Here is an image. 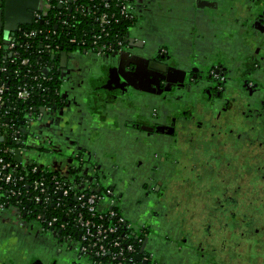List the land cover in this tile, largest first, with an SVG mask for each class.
I'll return each mask as SVG.
<instances>
[{
  "label": "flooded vegetation",
  "instance_id": "flooded-vegetation-1",
  "mask_svg": "<svg viewBox=\"0 0 264 264\" xmlns=\"http://www.w3.org/2000/svg\"><path fill=\"white\" fill-rule=\"evenodd\" d=\"M6 1L0 0L5 19ZM248 7L251 13L245 18L242 11L248 14ZM206 8L215 9L216 15L205 14ZM135 9L134 23L125 36L117 37L118 44L82 51L83 56L95 57L88 59L108 60L111 68L102 66L96 75L94 69L86 70L78 89L70 86L78 108L86 109L82 99L88 100L87 107L93 97L96 102L104 99L102 110L120 122L115 137L119 134L121 140L107 149L117 156L115 163L110 161V185L99 180L111 169L109 158L101 160V150L86 148L85 133L70 137L74 148H58V140L68 138H60L45 124L49 113L67 105V76L59 56L50 75L61 84L62 101L46 103L23 128L25 162L33 164L27 153L39 150L43 155L36 164L49 173L80 189H106L114 209L143 237L147 258L142 264H264V0H135ZM234 95L242 99L245 110L239 128L229 135L244 154L222 163L221 149L212 151L217 156L210 161L189 153L188 158L201 165L183 172L179 135L192 125L210 129L212 120L229 110ZM201 104L210 114L208 120L198 111ZM209 135L202 142L212 145L216 135ZM68 152V174H59V158ZM239 158L245 161L242 166ZM178 176L184 181L174 179ZM213 203L217 206L208 207ZM204 205L202 214L196 211ZM171 206L178 211L172 212ZM5 212L13 213L19 224L36 228L51 245H30L12 234L4 246L0 234V264H91L74 251L71 241L76 238L64 229H44L24 213L8 209L0 211V222L6 221ZM188 217L187 231L182 225ZM2 249H7L5 257Z\"/></svg>",
  "mask_w": 264,
  "mask_h": 264
},
{
  "label": "built area",
  "instance_id": "built-area-1",
  "mask_svg": "<svg viewBox=\"0 0 264 264\" xmlns=\"http://www.w3.org/2000/svg\"><path fill=\"white\" fill-rule=\"evenodd\" d=\"M43 4L42 10L30 13L32 20L43 23L44 17L52 11V6H57L69 10L73 15L78 14L77 17L72 16L75 20L78 17L87 18V22L95 23L97 32L107 36L109 31L116 30L119 21L127 20L128 23H133L136 10L135 0H85L84 2L81 0H43ZM64 19L60 20L62 24L74 28L73 23L68 24L70 18ZM19 29L20 27L17 30ZM38 33L30 31L25 37L32 41L37 39ZM13 35L14 33L8 37L9 46L6 51L10 62L1 61L0 58V139L11 140L12 144H16V146H5L1 150L4 155H12V158H8L9 160L6 161L0 157V211L8 209L24 213L25 217L34 221L36 225L53 231L55 228L65 229V225L61 224V209L62 213L77 214L75 209L67 208V205L72 202L78 210L76 224L79 229V237L74 242L71 241L75 246L76 253L89 257L91 264H136V257H141L140 262L143 263L147 258L142 253L143 238L134 232L131 235L129 225L116 212L111 200H108L109 192L106 191L105 194H102L92 187L80 189L77 185L60 181L56 176L46 179L45 174L49 173L48 170L25 162L21 134L23 128L29 124L31 116L35 114L34 110L33 108L27 110L22 126L16 124L18 116L4 110L5 105L11 108L7 98L9 87L2 77L12 71L10 66L15 64L13 60H15L14 56L17 55V52L13 50L17 48L18 44ZM116 37L113 36L111 41L101 45V38L95 36L91 47L82 46V50H88L87 48L109 49L119 43ZM51 39L54 40V38ZM76 39L73 38L70 42L75 44ZM82 44L86 45V43ZM41 49L40 53L50 56L51 59L63 52H60L58 50L60 46L54 45V43L45 47L41 46ZM19 64L26 70L31 67V62L27 57L21 59ZM46 69H49L47 74L44 73ZM50 72L51 68L45 67L42 75L35 78L36 81H39L37 85L42 89V92L49 90L45 83L54 81ZM32 95L33 92L30 88L24 85L18 87L16 98L18 101L28 102ZM42 101L45 103V96ZM45 105L38 106V109L46 107ZM15 109V107L12 109L14 113ZM5 117L8 118V124L2 123V119ZM18 157H20V161ZM34 174H42V176L32 179Z\"/></svg>",
  "mask_w": 264,
  "mask_h": 264
},
{
  "label": "crops",
  "instance_id": "crops-1",
  "mask_svg": "<svg viewBox=\"0 0 264 264\" xmlns=\"http://www.w3.org/2000/svg\"><path fill=\"white\" fill-rule=\"evenodd\" d=\"M43 7V0H7L5 3V12H7L6 28L12 30L14 33L16 31L15 29H18L20 26L23 25L22 23L27 19V14L29 11L40 9L42 10ZM211 13L216 15V10L206 8L205 14ZM88 58L95 57H86L83 55L81 57L80 55H78V53L66 54V59L63 61L64 64L63 66H61V68L63 70V73L65 74L64 76H67V78L63 77L67 81V86L64 87L65 93L64 91V94L62 93L65 96V98L63 99H66L65 101L67 105L61 106L56 111L49 113L46 118L49 116L50 118H48L49 120L45 124L50 125L54 132L56 131L58 135L60 134V138H68V142L63 141L64 139L62 141H60L61 139H59L58 148H69L70 146L74 148L76 144L75 142H72L73 145L70 144L69 146V139L72 140L70 137H73L72 135H76L78 137L79 134L85 133L83 140H85L84 144L86 148L88 150H91V148H98L99 150H101L98 153L100 155V158L102 157L104 160L105 157H108L109 163L110 161L115 163L117 157L115 155V151H108L107 149L118 145V142H120L119 140H121V136L118 134V132V137H115L116 129L120 123L116 122V115H110V112L102 110L101 107L105 103L104 99H98V101L96 102L94 97L93 99L91 98V102L88 103V107L85 106V102L87 103L88 100L85 101L84 99H82V106L88 111L86 109L82 110V108H78L77 101L71 96L70 93V86L74 87V89L77 90L78 87L81 85V78L83 77V74H85L86 70L92 72V69H94L95 71L92 73L96 75V71H99V68L101 71L102 66H106V68H111V65H113L105 59L101 60L96 58L95 60ZM70 59H72L71 61H73L72 63H70L71 65L68 64ZM112 117L114 119H112ZM110 120L112 121L111 124H109ZM104 129L106 131L108 130L107 132H109V135L105 134ZM103 134H105L106 139H102ZM29 152L30 151H28V153ZM31 153L32 156L28 157H30V160L33 162V164L37 165L36 160L42 158L43 154L39 153V150H36V152L33 151ZM69 153L70 152L62 155L59 158V167H61L59 168V174H68V170L71 165L70 156H68ZM98 154H96L97 157ZM96 156L95 154H93V157ZM42 163H47V161H42ZM110 164H108V166H111V169L104 170V176H101L99 178L103 186L110 185L109 182H112L110 174H112L111 170H113V164ZM2 216L4 217V220H6L0 222V234L3 237L2 239L4 241V246H7V244H9L12 234L21 237L25 240V242L29 243L30 245L41 244L42 247L45 243L51 245V242L49 243L44 236L42 237L40 233L37 232L38 230L36 228H32V226H24L16 222L13 213L5 212V215ZM9 220L15 221V224H12ZM7 253V249H2L1 255H3V257H5Z\"/></svg>",
  "mask_w": 264,
  "mask_h": 264
},
{
  "label": "trees",
  "instance_id": "trees-1",
  "mask_svg": "<svg viewBox=\"0 0 264 264\" xmlns=\"http://www.w3.org/2000/svg\"><path fill=\"white\" fill-rule=\"evenodd\" d=\"M85 1V0H81ZM53 5V3H52ZM35 11V10H34ZM32 13V12H31ZM72 16H78V14L73 15L69 10L61 9L57 6H52V11L44 17V22L36 21L31 19V23H26L20 26V29L14 32L13 37L17 41V48L13 50L14 52H17V55L14 56L15 64L11 65L12 71H9L5 74V77H2V80L8 84L9 92L7 93L8 98V105H10L11 108H8L7 105L4 106V110H8V112L15 114L18 116L17 125L22 126L25 113H27V110L32 109L34 110V113L38 112V106L43 104H48L52 100L56 101V104H60L62 101L61 97V89L59 88L60 82H57V78H55L54 81H51L49 83H45V86L49 88L46 92H42V89L38 87V82L35 78L42 75V71L45 67L51 68L55 67L57 68V60L51 59L50 56L41 54V46L45 47L46 45L50 43H54V45L60 46L61 51H70L74 50L77 47H91V43L93 42V38L96 36L98 38H101V45L104 42L111 41L113 39V36H125L126 31L129 30V27L134 23H128L127 20H121L117 23V28L115 31H109V35L101 34V32H97L96 25L93 22H87L88 19L80 18L78 17L77 20L73 19ZM70 18V21L68 24L73 23L74 28H70L69 26L62 24L60 20L64 19L66 20ZM30 31L39 32L36 36L37 39H34L32 41L26 39L27 33ZM4 36L0 35L1 45L2 49L0 50V58L1 61H6L7 63L10 62L9 58L7 57V48L8 44L5 43ZM116 39L118 40V38ZM50 38V39H49ZM51 38H54L51 39ZM73 38L76 39V43L73 44L70 42ZM82 43H86V45H83ZM61 54V53H60ZM57 55V56H60ZM6 57V59H4ZM28 58L31 62V67L26 70L20 66V60L24 58ZM29 71V72H28ZM56 76V75H55ZM31 77L32 79H30ZM5 78V80H4ZM24 85H27L28 88L33 92V95L28 102H22L18 101L16 98L17 95V89L18 87H22ZM45 96V103H43V97ZM50 98V100H49ZM16 108L15 113L12 110L13 108ZM36 111V112H35ZM7 117L2 119L3 124L7 123ZM15 143H11V140H3L0 139V157H3L4 160H9L12 158V155H4L1 150L5 146L13 145L16 146ZM9 158V159H8ZM42 174H34L33 178H39ZM56 176L60 181H66L65 178H62L60 175L56 174H45L46 179H50L52 177ZM77 182H80L79 180H76ZM99 192L102 194H105L106 189L98 188ZM67 208H73L77 211V214L74 213H62L61 209V224L65 225L64 231L67 232L68 236L72 238H78L79 237V229L77 228L76 220L78 215V210L75 206H73L72 202L67 205ZM116 212L123 218L122 213L119 209H116ZM124 219V218H123ZM131 229V235L134 232L139 237L143 238L140 234L136 233L134 229H132L131 226H129ZM130 234V233H129ZM137 251L139 253L140 247L137 246ZM141 257L135 258L136 264H141L140 262Z\"/></svg>",
  "mask_w": 264,
  "mask_h": 264
},
{
  "label": "rangeland",
  "instance_id": "rangeland-1",
  "mask_svg": "<svg viewBox=\"0 0 264 264\" xmlns=\"http://www.w3.org/2000/svg\"><path fill=\"white\" fill-rule=\"evenodd\" d=\"M236 4H238V3H236ZM236 6L238 7V5H236ZM240 8H241V10H243L242 7H240ZM247 11L249 12L248 14H244L242 11V16H244L245 18L250 16L251 9L248 7ZM5 24H6V22H5ZM87 49H88V52L92 51V49H90V48H87ZM72 51L73 52L78 51V52H80L79 53L80 56L83 55V53H82L83 50H82V48H79V47H77L74 50H70V51L66 50L65 53L68 54L69 52L71 53ZM65 59H66V56H64V57L62 56V57H60V61H58V62L62 63ZM85 98H87V96ZM234 98L235 99L232 100V102L230 104L231 106H230L229 110L226 113H223L222 115L217 116V119L214 122L212 120V123L210 125L212 127L210 129H206L207 127H204V126L201 127V125H199L198 128L196 127V125H192L190 127V129H188V132H186L185 135H183V136L179 135V137H178V139H179L178 145L179 146L177 145L179 147V151H178L179 157L178 158H179V162H180V167L183 169V172L187 173L185 170L189 166H191V167L196 166L197 167V166L201 165L200 161L198 163L195 162V158H201V159L203 158V159L210 161L212 155L214 156V154L212 153V151H214V150H220L221 149V153L224 154V156L221 157V159H220V161L222 163L227 162L231 158L233 159V157H236V159H237V157L239 155L244 154V151L239 149V147H237L236 144H234L231 141V136L229 135V132L232 131V128L233 129L239 128L240 123H241L240 120H241V117L243 115V111L245 110L244 109L245 105L241 101L242 99L240 97H237V95H234ZM205 107H206L205 105L201 104V106L198 107V111H200L202 113L203 117L208 120L210 114H208ZM195 112H197V111H195ZM209 133H211L213 136L216 135L213 139L212 145L204 144L202 142L204 136L208 135V138L210 137ZM226 133H228V134H226ZM185 138L187 139V141ZM189 153H191L195 158H193V157L188 158ZM31 154H32L31 151L29 153H27V159H29L28 162H32L30 160V157L32 156ZM196 154H198V155H196ZM28 156H30V157H28ZM216 156H217V154H215L214 157H216ZM257 159L262 160L261 157H259ZM244 162L245 161H243L242 158H239L237 160V163H239V165H241V166ZM195 163L198 165H195ZM200 168H201V166L199 167V170H200ZM203 168L204 167H202L201 171H203ZM187 170H189V169H187ZM193 176H194V174H193ZM193 176L191 177V179L195 183V179ZM174 179H180L181 182L184 181L183 176H178V177H175ZM174 181H175V185H176L177 181L176 180H174ZM246 182H248V180H246ZM253 187H257V189L259 188L256 184H253ZM179 196L181 199V194ZM182 197H183V195H182ZM216 206L217 205H215L213 203L212 206H208V207H216ZM170 210L172 212L173 211L177 212L178 208L177 207L172 208V206H171ZM204 210H205V205H204V208L202 210L200 208V209H197L196 211H199L202 214L204 212ZM183 215L186 216L185 212H183ZM199 216H200V214H199ZM188 222H189V217L185 221L186 224L183 223L182 226L184 228L189 227ZM187 231H188V228H187ZM200 233L203 235L202 232H200ZM205 239L206 238L203 235L201 240L203 242H205ZM87 258L90 260L89 257H87Z\"/></svg>",
  "mask_w": 264,
  "mask_h": 264
},
{
  "label": "water",
  "instance_id": "water-1",
  "mask_svg": "<svg viewBox=\"0 0 264 264\" xmlns=\"http://www.w3.org/2000/svg\"><path fill=\"white\" fill-rule=\"evenodd\" d=\"M2 11L3 10L0 9V35L4 36L3 38L5 39V43L8 44V37L13 34V31L6 28L7 27L5 24L6 19L3 18V12ZM26 23H31V14L29 12L27 14V19L22 24H26ZM15 30H17V29H15ZM62 56L63 57L66 56V53L64 51L61 52L59 57H62ZM54 58H52V59H54ZM44 73L45 74L49 73V69H46L44 71ZM1 141H3V139H1ZM18 158H19L18 160L20 161V157H18Z\"/></svg>",
  "mask_w": 264,
  "mask_h": 264
}]
</instances>
